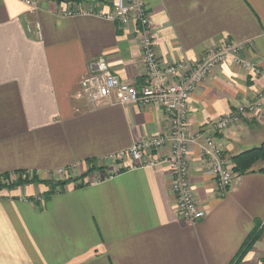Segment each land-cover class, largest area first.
<instances>
[{"label":"crops","instance_id":"crops-1","mask_svg":"<svg viewBox=\"0 0 264 264\" xmlns=\"http://www.w3.org/2000/svg\"><path fill=\"white\" fill-rule=\"evenodd\" d=\"M138 1L151 15L164 66L232 44L245 46L244 58L264 69V0ZM35 2L0 0V174L49 180L76 166L87 184H70L46 200L43 184L0 189V264H232L257 229L261 237L237 264H264V162L235 172L221 197L203 142L192 144L191 187L206 211L192 226L178 215L168 166L92 167L168 130L157 106L93 107L79 86L91 62L105 57L122 81L141 87L138 27L106 20L111 5L100 1ZM262 88L263 78L222 64L189 100L190 134ZM217 141L235 167L237 156L264 144V116L245 117Z\"/></svg>","mask_w":264,"mask_h":264},{"label":"built area","instance_id":"built-area-1","mask_svg":"<svg viewBox=\"0 0 264 264\" xmlns=\"http://www.w3.org/2000/svg\"><path fill=\"white\" fill-rule=\"evenodd\" d=\"M36 7L35 0H23ZM94 1V0H92ZM111 5L104 18L126 27H138L142 46V60L146 69L141 87L130 85L114 74L108 60L98 57L90 64L89 73L79 83L83 96L93 107L110 103L123 106H157L165 111L169 125L166 133L133 144L128 149L91 163L99 167L109 163H124L128 169L168 166L172 173L171 190L177 212L186 224L192 226L206 217V211L197 202L190 182V147L202 141L201 153L209 163L219 196L224 197L233 186L237 174L226 157L217 136L242 124L245 117L264 116V88L252 101L237 106L229 114L208 123L204 131L189 132V100L209 76L222 64L232 63L245 69L254 77L264 79V69L254 61L244 58L243 45H227L205 52L197 61H186L164 66L160 61L151 30V15L145 4L138 0H95ZM69 15L74 14L70 10ZM130 163V164H129ZM129 164V165H127ZM77 167L62 168L49 175L67 180L74 177ZM109 178H113L111 175ZM58 179V178H56ZM100 181V180H99ZM98 181V182H99ZM42 201V200H40Z\"/></svg>","mask_w":264,"mask_h":264},{"label":"trees","instance_id":"trees-1","mask_svg":"<svg viewBox=\"0 0 264 264\" xmlns=\"http://www.w3.org/2000/svg\"><path fill=\"white\" fill-rule=\"evenodd\" d=\"M264 162V144L259 148L246 151L234 159V171L244 174L251 171L255 165ZM264 172V169L261 170ZM72 183V179L67 180H41L35 173H17V174H0V189L13 190L19 187H25L32 184H43L49 187V191L44 195L45 200L55 194L65 192L66 187ZM261 237L260 229H257L247 239L240 253L236 256L232 264H237L244 257L247 251L253 247L257 240Z\"/></svg>","mask_w":264,"mask_h":264},{"label":"rangeland","instance_id":"rangeland-1","mask_svg":"<svg viewBox=\"0 0 264 264\" xmlns=\"http://www.w3.org/2000/svg\"><path fill=\"white\" fill-rule=\"evenodd\" d=\"M56 178H58V179H56ZM49 179V178H48ZM67 179H72V183L71 184H76L77 186H83V185H85V184H87V182H85L84 180H83V178L82 177H79V176H77V175H75L74 177H72V178H67ZM49 180H56V181H61L62 180V178H59L58 176L56 177L55 176V179H49ZM98 181H99V179H98ZM66 190V189H65Z\"/></svg>","mask_w":264,"mask_h":264},{"label":"water","instance_id":"water-1","mask_svg":"<svg viewBox=\"0 0 264 264\" xmlns=\"http://www.w3.org/2000/svg\"><path fill=\"white\" fill-rule=\"evenodd\" d=\"M49 1L57 2V3H61V2H63L64 0H49Z\"/></svg>","mask_w":264,"mask_h":264}]
</instances>
